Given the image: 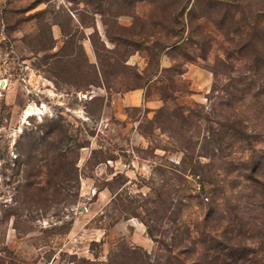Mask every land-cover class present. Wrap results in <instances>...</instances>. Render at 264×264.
<instances>
[{
    "label": "rangeland",
    "instance_id": "obj_1",
    "mask_svg": "<svg viewBox=\"0 0 264 264\" xmlns=\"http://www.w3.org/2000/svg\"><path fill=\"white\" fill-rule=\"evenodd\" d=\"M260 9L264 0H0V264H210L203 249L234 217L222 186L234 193L228 174L254 151L230 146L222 127L233 115L250 132L253 99L221 98L245 75L248 95L264 86L262 44L244 48ZM138 89L161 106L121 111ZM52 127L64 131L44 135Z\"/></svg>",
    "mask_w": 264,
    "mask_h": 264
},
{
    "label": "trees",
    "instance_id": "obj_2",
    "mask_svg": "<svg viewBox=\"0 0 264 264\" xmlns=\"http://www.w3.org/2000/svg\"><path fill=\"white\" fill-rule=\"evenodd\" d=\"M264 16V9L258 10L252 22H250V31L247 34L244 48H249L252 44L255 45V40L259 41L264 50V22L258 18ZM249 33L252 36H249ZM257 34V35H256ZM260 52V49L257 48ZM262 52V49H261ZM256 53V52H255ZM259 60L264 59V53H256ZM258 60V61H259ZM250 76L239 77L236 80L238 85H241L243 89L239 90L235 95H229L225 98H221L222 103L224 102L227 106L232 108L237 103L245 102L247 98L253 99L255 119L252 121V129L249 132V121H245L244 118H237L236 116L230 115L226 120V123L222 125L225 132L232 133L228 144L230 146L235 144H243L247 142L252 151L246 161V164L240 169H233L228 174L230 180V189H236L233 193H228L225 185V192L227 196V204L229 206L230 214L234 215L226 223L228 224L221 234L216 233L215 238L210 243V248L205 251V258H207L210 264H264L259 258L262 252L264 253V150L260 151L256 149V144L259 142L264 143V86L261 89L256 90L255 94L248 95L245 93L247 86L252 85L249 83ZM235 119H232L234 118ZM57 130L64 131L60 127L57 129L52 127L48 132H44V135H50L51 132ZM252 131V132H251ZM66 153L60 150L57 154L58 158L65 160ZM214 186L212 193L215 194L219 189L215 183H211ZM214 202L216 198H213ZM215 203L211 201L208 206L213 210ZM246 228V231H243ZM247 233H250V237H247ZM259 238V246H255L253 241L250 239ZM217 239V240H216ZM250 241V242H249ZM214 243L219 244L217 248ZM213 254L214 256L210 255ZM221 261V262H220Z\"/></svg>",
    "mask_w": 264,
    "mask_h": 264
},
{
    "label": "crops",
    "instance_id": "obj_3",
    "mask_svg": "<svg viewBox=\"0 0 264 264\" xmlns=\"http://www.w3.org/2000/svg\"><path fill=\"white\" fill-rule=\"evenodd\" d=\"M193 77L194 82H196V85L199 87L205 88L209 84V76L199 70L195 71ZM118 105L122 111L125 108H140L145 105L150 109H157L161 106V103L159 101H148L146 103L144 99V91L138 89L134 92L125 94V96L120 98V101H118ZM120 116H124V114L120 113Z\"/></svg>",
    "mask_w": 264,
    "mask_h": 264
},
{
    "label": "bare ground",
    "instance_id": "obj_4",
    "mask_svg": "<svg viewBox=\"0 0 264 264\" xmlns=\"http://www.w3.org/2000/svg\"><path fill=\"white\" fill-rule=\"evenodd\" d=\"M29 111H30V110H29ZM29 111H28V113H30Z\"/></svg>",
    "mask_w": 264,
    "mask_h": 264
},
{
    "label": "water",
    "instance_id": "obj_5",
    "mask_svg": "<svg viewBox=\"0 0 264 264\" xmlns=\"http://www.w3.org/2000/svg\"><path fill=\"white\" fill-rule=\"evenodd\" d=\"M2 85H3V83H2Z\"/></svg>",
    "mask_w": 264,
    "mask_h": 264
}]
</instances>
